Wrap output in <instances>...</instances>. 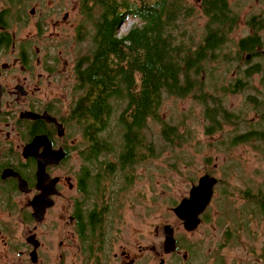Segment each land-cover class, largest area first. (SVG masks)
<instances>
[{
  "label": "flooded vegetation",
  "instance_id": "af4514ba",
  "mask_svg": "<svg viewBox=\"0 0 264 264\" xmlns=\"http://www.w3.org/2000/svg\"><path fill=\"white\" fill-rule=\"evenodd\" d=\"M64 2L0 0V264H156L155 254L160 257L158 264H167L171 258L179 264H192L194 252H182L185 250L182 238L199 228L205 212L194 231H188L178 217L179 228L169 224L173 226L176 239V249L171 252L165 250L164 241L161 252L157 245H144L134 238L128 241L124 235L121 225L125 221L126 199L121 200L120 193L128 179L122 177L125 185L117 188L113 175L119 171L120 163H108L104 154L100 157L107 165L103 166L100 157H95V127L91 125L87 131L86 123L74 117L75 105L89 94V87L81 81L79 71L93 53L78 56L72 73L68 61L66 67H61L59 58L53 54L69 20L70 11L63 12ZM78 2H81L80 7L85 6V0ZM218 6L216 19L232 22L219 49L222 77L215 83L224 87L225 95L253 89L254 82L264 85V0H220ZM211 19L204 14L202 30ZM240 19L246 20L247 30L240 29ZM238 26L241 32L238 31L235 40ZM76 29L79 40L83 41L87 35L84 23ZM250 36L259 38L260 42L254 48L242 47L241 41ZM211 65L218 66L216 62ZM238 83H246L249 88L230 92L229 88ZM224 96L221 98L231 117L222 118L220 128L209 134V120L204 111L208 122L205 132L209 136L216 132L224 135V130L228 129L236 142L233 145L215 143L214 148L248 144L264 151V141L259 139V134H264V95L255 92L244 96L246 103L235 105L233 109L226 106L229 95ZM251 112L253 118H259L257 121L252 117L248 119ZM245 134L249 138L239 140ZM185 143L181 146L191 145ZM90 155L95 160H90ZM96 160L104 168L109 164L117 166L114 173L97 178L101 180L98 186L89 184V176L84 177L88 165L97 164ZM141 163L143 161L133 170V183H128V188L134 184L135 171ZM96 164L93 165L97 168ZM109 170L104 171L108 174ZM110 180L112 188L108 186ZM261 193L250 191L252 196H264ZM244 195L247 198L246 191ZM251 201L256 202L255 216H258L257 209L264 214L261 202ZM219 226L223 228L225 241H204L209 249L207 253L213 252L210 242L217 244L216 252L235 244L234 247L242 249L238 248L237 261L233 264L241 263V259L264 264V245L251 249L235 225ZM251 226V223L243 225V231L254 234ZM261 243L264 244V240ZM214 258L216 264H222L223 258ZM196 260L201 264L208 262L201 251L196 253Z\"/></svg>",
  "mask_w": 264,
  "mask_h": 264
},
{
  "label": "trees",
  "instance_id": "16d2710c",
  "mask_svg": "<svg viewBox=\"0 0 264 264\" xmlns=\"http://www.w3.org/2000/svg\"><path fill=\"white\" fill-rule=\"evenodd\" d=\"M219 2L201 1V10L212 19L207 22L205 30L201 33L196 31L202 35L197 37L187 33L185 25L188 22L193 24L188 18L194 12L185 0H85V9L98 11L92 35L95 48L91 59L79 71L81 81L89 87V94L75 105L74 117L86 123L87 131L95 127L97 159L111 150L104 143L103 136L100 137V131L109 124L114 110L112 99L118 95L119 89L126 97L127 104L119 118L124 132L117 162L120 163L119 172L127 177H132L137 164L148 156L157 157L167 148L181 146L193 139L189 127L181 133L177 124L163 122L159 138L165 142L160 144L158 150L150 120H158L166 97H192L204 105L209 134L220 128L222 118L227 120L231 117L232 113L225 110V102L221 98L226 90L215 83L221 76V72H218L221 67L211 65L220 56L219 49L225 42L227 26H231L232 22L216 19ZM129 18L137 19L138 23L120 35V25ZM259 42V38L250 36L241 41V46L254 48ZM245 84L238 83L229 90L243 92L249 88ZM247 138L249 135L245 134L239 140ZM259 139L264 141L263 133L259 134ZM235 142L236 138H233L231 144ZM89 158L95 160L91 155ZM93 164L88 165L84 177L89 176V184L97 186L101 182L97 178L114 173L117 167L112 164L108 168L100 166L97 172ZM106 169H110L108 174L104 171ZM90 177L94 181L91 182ZM130 177L127 187L128 183H133ZM246 194L247 198L260 201L264 210L263 195L252 196L250 191Z\"/></svg>",
  "mask_w": 264,
  "mask_h": 264
},
{
  "label": "rangeland",
  "instance_id": "374dc122",
  "mask_svg": "<svg viewBox=\"0 0 264 264\" xmlns=\"http://www.w3.org/2000/svg\"><path fill=\"white\" fill-rule=\"evenodd\" d=\"M186 3L193 7L194 12V15L188 18L191 19L190 21L193 24L188 22L185 25L188 29L187 33H193L197 37L202 36L199 33L202 31L205 21L199 0H186ZM51 4L50 2V6ZM80 4L81 2L79 3L78 0H65L63 12L70 11L69 20L65 22L63 34L57 41L53 51V54L59 58L61 67H66V62L68 61L70 73H72V66L76 58L81 54L89 53L91 55L95 48L92 35L98 11L97 9H85L82 6L80 7ZM82 23H84L87 35L83 41H80L76 26ZM136 23H138L137 19L134 18L125 20L120 25L119 34L126 33ZM239 23L241 30L248 29L245 19H240ZM236 30L234 33L235 40L238 38V31L241 32L239 26ZM196 31L199 33H196ZM221 62L219 56L216 64L222 67L223 64ZM218 72H221V69ZM254 83L256 87L253 89L234 95H225L229 98L226 106L229 109H233L238 104L243 106L247 101L243 97L255 92H260L264 95V85H259L258 82ZM117 94L112 99L114 110L109 119V124L100 136H103L104 143L106 142L111 148L110 152L105 153L108 163H117V154L121 151L122 146L120 143L122 132H124V125L119 121V118L127 101L121 89L118 90ZM68 102L66 101V104ZM204 111V105L192 97L179 98L169 96L164 99L158 120L155 122L150 120L154 138L156 143H158V150L160 149V144L165 142L159 138L163 122L177 124L182 133L186 132L189 127L193 135V139L188 142L191 145L167 148L159 156H154L155 158L148 156L139 165L135 171L134 184H132L131 188L126 186L120 193L121 200L123 198L126 199L123 208L125 221L121 226L124 227V235L128 241L134 238V240L144 245H157L158 250L162 252L164 225L172 224L179 228V221L173 211V207L183 197L189 195L192 185L198 182L200 176L209 173L218 177L220 183L215 186L212 202L204 213L206 218H204L195 232L182 238L185 247L182 252H194L195 259L192 264H201L196 260V253L199 254L200 251L208 259L206 264H213L214 262L216 264L215 256L223 258L222 264H233L237 261V253L240 251L238 248L242 249V247H234L235 244H230L216 252L218 250L217 244L210 242L213 252L207 253L209 249H206L204 241L210 239L218 242L225 241L223 228L219 225L233 224L241 230L239 234L242 235V240L249 243V245L243 243L244 245L250 246L251 249L264 245L261 243L264 240V214H261L260 210L257 209L258 216H255L253 208L256 206V202L251 201L244 195V191L247 192L248 190L253 191L255 194L260 191L264 192V155L262 150L255 149L248 144H242L236 148L219 145L218 148L220 150L214 148L213 145L215 143H224L226 145L235 136L228 129L224 130V135L219 132H216L214 136L207 135L205 128L208 122L205 120ZM247 116L248 119L253 118L254 113L251 112ZM258 119V117L253 118L254 121ZM227 128L230 129L232 127L228 126ZM100 161L104 162L103 166L107 165L102 157H100ZM100 161L96 160L97 164L94 163L97 166V168L95 167L97 172L100 171L98 168L102 165ZM235 169L239 170V172ZM121 174L123 173L117 171L113 175V183H117V188L125 185ZM123 176L127 179L130 177L125 176V174ZM110 185L111 180L108 186ZM110 187L112 188V185ZM226 191L229 193L226 194ZM108 193L113 195L111 190ZM226 196L229 197V200ZM250 223L252 224L251 231L253 230L254 234L243 231V225ZM157 233L159 234L158 236ZM259 251L261 250L259 249ZM242 254L244 253L242 252ZM79 258L83 260L82 257ZM173 259H169L167 264L177 263ZM159 261L160 257L155 254L154 262L158 264ZM246 263L252 264L244 261V259H241V263L238 264ZM180 264H183V262H180Z\"/></svg>",
  "mask_w": 264,
  "mask_h": 264
},
{
  "label": "water",
  "instance_id": "95a60500",
  "mask_svg": "<svg viewBox=\"0 0 264 264\" xmlns=\"http://www.w3.org/2000/svg\"><path fill=\"white\" fill-rule=\"evenodd\" d=\"M219 179L209 173L199 177L197 183H194L190 189L188 196L173 207L176 216L183 221L185 228L188 231H194L201 223V215L206 211L211 204L215 186ZM165 240L164 248L167 252L176 249V239L172 225H165Z\"/></svg>",
  "mask_w": 264,
  "mask_h": 264
}]
</instances>
